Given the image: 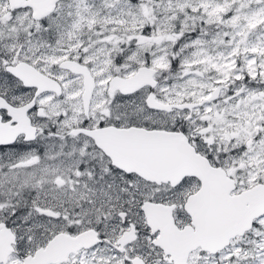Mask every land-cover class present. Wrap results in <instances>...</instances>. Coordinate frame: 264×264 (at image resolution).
<instances>
[{
	"label": "snow or ice",
	"instance_id": "snow-or-ice-1",
	"mask_svg": "<svg viewBox=\"0 0 264 264\" xmlns=\"http://www.w3.org/2000/svg\"><path fill=\"white\" fill-rule=\"evenodd\" d=\"M0 264H264V0H0Z\"/></svg>",
	"mask_w": 264,
	"mask_h": 264
}]
</instances>
